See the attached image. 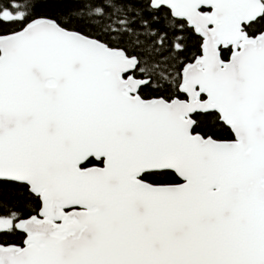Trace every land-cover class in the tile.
I'll use <instances>...</instances> for the list:
<instances>
[{"label": "snow or ice", "instance_id": "6c2138e0", "mask_svg": "<svg viewBox=\"0 0 264 264\" xmlns=\"http://www.w3.org/2000/svg\"><path fill=\"white\" fill-rule=\"evenodd\" d=\"M0 264H264V0H0Z\"/></svg>", "mask_w": 264, "mask_h": 264}]
</instances>
